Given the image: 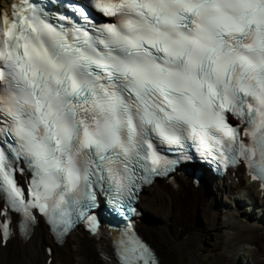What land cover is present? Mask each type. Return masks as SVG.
<instances>
[{
    "label": "snow or ice",
    "instance_id": "snow-or-ice-1",
    "mask_svg": "<svg viewBox=\"0 0 264 264\" xmlns=\"http://www.w3.org/2000/svg\"><path fill=\"white\" fill-rule=\"evenodd\" d=\"M0 7V244L126 220L115 264H158L144 184L194 156L264 191V0H15ZM23 177L24 181L18 179ZM51 253V249L48 250Z\"/></svg>",
    "mask_w": 264,
    "mask_h": 264
},
{
    "label": "bare ground",
    "instance_id": "bare-ground-1",
    "mask_svg": "<svg viewBox=\"0 0 264 264\" xmlns=\"http://www.w3.org/2000/svg\"><path fill=\"white\" fill-rule=\"evenodd\" d=\"M206 177L205 173L200 176L201 179ZM216 178L218 190L224 192V198L229 203L215 201L211 197L213 203H209L202 193L189 191L187 181H183L180 187H174L169 182H155L152 184V192L141 197L142 207L152 210L164 207L159 203L158 195L171 194L175 198V206L171 210L174 219L164 226L149 230V239L161 253L164 264H178L173 249L176 243L179 244V238L186 235L180 224H193L200 213L214 225L209 227L208 235L204 237L195 233L185 237L188 242L193 243L198 258L212 250L214 235L218 238L223 235L234 262L237 261L241 247L256 244L259 251L253 263L264 264V191H261L260 182L253 181L242 166H231L227 174ZM255 200L262 204L257 206ZM15 218L14 215L7 243L0 244V264H69L68 260L80 264H111L104 259L96 238L84 227L72 231L64 243L56 244L57 250L66 258L63 259L54 250L49 253L47 240L50 231L43 219L38 221L31 238L25 240L15 230ZM185 247L188 248L186 244ZM40 255L44 258L39 257Z\"/></svg>",
    "mask_w": 264,
    "mask_h": 264
},
{
    "label": "rangeland",
    "instance_id": "rangeland-1",
    "mask_svg": "<svg viewBox=\"0 0 264 264\" xmlns=\"http://www.w3.org/2000/svg\"><path fill=\"white\" fill-rule=\"evenodd\" d=\"M223 198L224 197L221 196V199ZM166 210L167 213L164 210L161 211L163 215L156 212L154 213L157 217H159L160 221L162 220V224L168 223L171 219V215L168 213V208H166ZM192 226H194V232L199 235V237H204L208 235L207 231L209 230V227H212V224H210L206 219L199 217L193 225H191V227ZM214 236L212 250L207 255L200 258L196 255V250L193 249V243L188 242L185 238L179 239L180 241H177L179 244L176 243L174 248V256L178 264H234L232 262L230 251L226 248V237L223 235L220 238L216 235ZM185 244L188 248L185 247ZM258 251V246L256 244L247 246V249L245 250L242 247L241 250L238 251L239 254H237L239 255L238 264H251L253 259L258 255ZM250 252H254L253 255H250ZM70 264H75V262ZM76 264L79 263L76 262Z\"/></svg>",
    "mask_w": 264,
    "mask_h": 264
}]
</instances>
